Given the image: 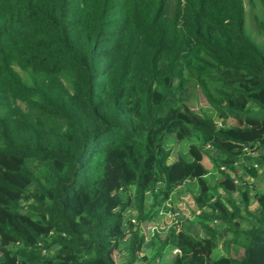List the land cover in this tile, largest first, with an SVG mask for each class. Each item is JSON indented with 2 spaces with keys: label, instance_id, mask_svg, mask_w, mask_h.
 Here are the masks:
<instances>
[{
  "label": "trees",
  "instance_id": "1",
  "mask_svg": "<svg viewBox=\"0 0 264 264\" xmlns=\"http://www.w3.org/2000/svg\"><path fill=\"white\" fill-rule=\"evenodd\" d=\"M171 138L189 144L170 163ZM255 150L264 50L244 0H0V264H264V190L236 182L242 157L264 168ZM186 182L225 253L206 222L141 232Z\"/></svg>",
  "mask_w": 264,
  "mask_h": 264
},
{
  "label": "rangeland",
  "instance_id": "2",
  "mask_svg": "<svg viewBox=\"0 0 264 264\" xmlns=\"http://www.w3.org/2000/svg\"><path fill=\"white\" fill-rule=\"evenodd\" d=\"M245 5V32L249 37L260 47L264 50V32L259 29L258 21L264 19V12L260 6L259 0H244ZM18 69V68H17ZM18 71H20L18 69ZM21 72V71H20ZM190 97L187 100L188 106L195 112L198 113H205L211 116L217 123L220 122L217 114L210 108L206 100L204 99L201 92L193 86L189 87L188 90ZM229 124L233 125L234 121L229 120ZM194 141V140H192ZM189 141H182L177 142L174 138H171L168 142V146L172 148V154L169 158L168 162H173L177 159L178 155L187 156V145ZM216 152L209 149L207 155L204 156L202 162L209 170V179L210 177H214L215 179L218 177V172L211 161V157H214ZM251 158H264V151L262 150H255L249 152ZM254 164V160L247 159L242 157L236 165L237 169V182L241 184L242 182H246L249 186L256 187V189L264 190V168H260L257 170V175L252 177L247 169L250 168L251 165ZM252 192H254V188L251 187ZM198 192V185L196 182H186L181 187L178 188L177 192L173 194L171 197V206L172 210L178 212V216L175 217L174 220L170 223L171 227L178 226L183 229L192 228L195 235L200 236L201 230H199V222H206L211 226H215L219 231L218 235V251L225 253L227 251L226 247V238L229 236L226 231L222 229L223 225L216 224L214 222H207V220H202L198 217V211L193 203V196ZM233 197L240 204L241 197L237 193H233ZM162 206V205H161ZM251 206L254 208V202L252 201ZM180 208L184 211H181ZM168 218L164 217V215H159L156 217V221H151L142 224L141 232L145 235L146 241H149L150 237L154 234V226L158 228L159 231H164L167 224ZM195 227H198L197 229ZM164 228V229H163ZM128 240L129 237L127 236L121 243L122 247V254H121V261H123L126 257V250L128 248ZM146 250L148 251V245L146 244ZM240 254V253H239Z\"/></svg>",
  "mask_w": 264,
  "mask_h": 264
},
{
  "label": "built area",
  "instance_id": "3",
  "mask_svg": "<svg viewBox=\"0 0 264 264\" xmlns=\"http://www.w3.org/2000/svg\"><path fill=\"white\" fill-rule=\"evenodd\" d=\"M254 166L257 167V165H254ZM236 182H237V180H236ZM170 201H171V199L166 200V201L163 203V205L158 209L157 214H156V216L164 215V217H167V218H168V222H169V223L167 224V226H166V228H165L164 231H167L169 228H171L170 223L172 222V220L175 219L176 216H178V212L172 210V206H171ZM198 212H199V211H198ZM153 228H154V229H153L154 231L158 229V228H156L155 226H154ZM173 228H175L176 230H180V229H181V228L178 227L177 225L174 226ZM163 229H164V228H163ZM174 252H175V253H176V252L180 253V251H179L178 249H174Z\"/></svg>",
  "mask_w": 264,
  "mask_h": 264
},
{
  "label": "crops",
  "instance_id": "4",
  "mask_svg": "<svg viewBox=\"0 0 264 264\" xmlns=\"http://www.w3.org/2000/svg\"><path fill=\"white\" fill-rule=\"evenodd\" d=\"M158 208H159V207H158ZM158 208H157V209H158ZM200 232H201V234H199V235H200V236H204L205 233H204L203 231H200Z\"/></svg>",
  "mask_w": 264,
  "mask_h": 264
}]
</instances>
